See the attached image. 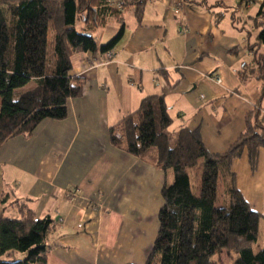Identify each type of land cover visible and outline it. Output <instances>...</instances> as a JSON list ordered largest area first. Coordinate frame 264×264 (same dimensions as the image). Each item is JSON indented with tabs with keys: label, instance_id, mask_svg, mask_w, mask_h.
<instances>
[{
	"label": "crops",
	"instance_id": "obj_1",
	"mask_svg": "<svg viewBox=\"0 0 264 264\" xmlns=\"http://www.w3.org/2000/svg\"><path fill=\"white\" fill-rule=\"evenodd\" d=\"M263 1L144 0L140 19L133 4L124 9L123 34L109 59L100 52L71 57L69 75L81 77L83 87L68 100L66 118L44 119L30 135L0 146V211L17 218V204L24 203L36 217L53 221L46 264L145 263L168 170L113 145L109 130L145 96L162 94L171 131L198 129L209 153L224 152L261 95L259 80H241L237 72L264 53L257 43ZM119 26L108 19L95 32L98 44ZM219 177L226 194L221 206L233 186L264 226V148L254 167L244 151L220 165Z\"/></svg>",
	"mask_w": 264,
	"mask_h": 264
},
{
	"label": "trees",
	"instance_id": "obj_2",
	"mask_svg": "<svg viewBox=\"0 0 264 264\" xmlns=\"http://www.w3.org/2000/svg\"><path fill=\"white\" fill-rule=\"evenodd\" d=\"M120 1L118 8L109 0H0V146L9 138L30 135L44 119L66 118L68 100L79 97L83 87L81 77L69 75L71 57L111 51L122 37L126 6L133 4L140 19L144 0ZM263 12L264 1L257 16ZM110 18L119 29L99 45L95 32ZM257 43L264 48V25ZM247 65L237 74L241 80H259L261 95L246 116L244 131L222 153H209L198 129L171 131L162 94L145 96L137 110L110 128L113 145L172 172L160 190L157 232L144 264H214L212 256L223 250L233 253L230 264H264L262 215L233 186L227 189L228 204L216 205L220 165L246 151L254 167L264 148V53H255L252 66ZM31 80L33 88L16 93ZM199 166L200 179L193 181ZM17 207V218L0 211V256L17 252L21 257L0 264H46L53 221L36 217L24 203Z\"/></svg>",
	"mask_w": 264,
	"mask_h": 264
},
{
	"label": "rangeland",
	"instance_id": "obj_3",
	"mask_svg": "<svg viewBox=\"0 0 264 264\" xmlns=\"http://www.w3.org/2000/svg\"><path fill=\"white\" fill-rule=\"evenodd\" d=\"M126 17L127 18H130V14H129L128 11L126 12ZM34 86H35V81L31 80L24 87L16 90V93H20V92H23L25 90L31 89ZM172 125L170 127H172ZM200 175H201V167L199 166L196 169L195 173H194L193 181L194 180L199 181ZM171 178H172V172H171V170H168L167 183H169L171 181ZM223 195H226V194H224V191L222 189L218 193L217 202H216V205L217 206H221L222 205V200L224 201ZM263 227H264L263 226V222L261 221V223H260V232L261 233L263 232ZM258 244H260V241H258ZM229 253L230 252L227 251V250H223L220 253H215L212 256V260L214 261V264H230L231 263V256H233V253L230 254V255H229ZM19 255L20 254L17 253V252L14 253L13 255H9V254L6 253V254H3L2 256H0V260H15V259H18L19 258Z\"/></svg>",
	"mask_w": 264,
	"mask_h": 264
},
{
	"label": "built area",
	"instance_id": "obj_4",
	"mask_svg": "<svg viewBox=\"0 0 264 264\" xmlns=\"http://www.w3.org/2000/svg\"><path fill=\"white\" fill-rule=\"evenodd\" d=\"M109 4H110L111 6H116V7H118V8L121 7V1H120V0H109ZM102 55H103L104 59L107 60V59H109V58L111 57V51H107V52L103 53ZM213 80H214L217 84H220V83H221V79H220V77L217 76V75H215V76L213 77ZM74 193H75V191H71V190H70V191L68 192V195H69V196H72V195H74Z\"/></svg>",
	"mask_w": 264,
	"mask_h": 264
}]
</instances>
